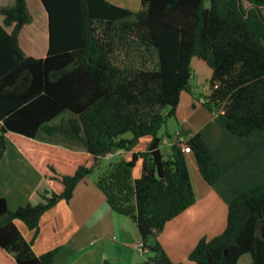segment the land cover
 I'll use <instances>...</instances> for the list:
<instances>
[{
  "label": "trees",
  "instance_id": "1",
  "mask_svg": "<svg viewBox=\"0 0 264 264\" xmlns=\"http://www.w3.org/2000/svg\"><path fill=\"white\" fill-rule=\"evenodd\" d=\"M244 1L247 7L242 0H141L133 12L105 0H40L48 18L40 59L19 46L32 22L26 0L0 8V161L9 140L50 186L37 204L14 211L0 198V264H53L57 249L36 255L15 222L37 232L41 217L69 202L103 158L143 138L147 149L110 162L96 187L112 212L136 225L151 254L141 264H176L157 239L195 203L182 144L208 186L221 176L199 134L181 131L183 143L161 150L159 131L181 94L191 93L193 57L211 70L203 107L238 137L264 131V0ZM138 158L141 175L133 179ZM247 254L264 264V182L231 201L224 232L201 239L188 261L238 264Z\"/></svg>",
  "mask_w": 264,
  "mask_h": 264
},
{
  "label": "crops",
  "instance_id": "2",
  "mask_svg": "<svg viewBox=\"0 0 264 264\" xmlns=\"http://www.w3.org/2000/svg\"><path fill=\"white\" fill-rule=\"evenodd\" d=\"M31 1L33 7L43 10L47 18L40 0ZM31 1L26 0L28 11ZM105 1L133 12L138 11L141 5V0ZM13 3L14 0H0V8ZM0 24L3 25L1 15ZM5 30L11 32V28ZM46 39L45 49L36 47L24 52L25 56L35 59L46 56L48 18ZM34 40L37 42L39 38ZM190 89L191 93L181 94L175 116L170 119L177 128L174 136L162 138L161 150L168 152L172 144L184 141L181 131L188 135L199 134L220 167L221 176L213 186H208L199 175L192 155L186 154L195 203L168 222L157 239L169 259L176 264H191L188 256L201 239L211 240L224 232L231 201L243 191L264 182V131L255 129L245 137L230 133L221 115L203 107L208 87L202 90V94L197 87L190 86ZM148 139L141 147L138 142L129 152H116L102 160L108 163L115 159H129L132 154L147 149ZM75 151L82 150L78 148ZM141 168V159L138 158L133 168V179L140 177ZM89 176L76 186L69 202H58L41 217L37 232L29 231L19 221L15 222L16 227L24 239L32 243L36 255L57 249L53 264H141L150 254L147 249L141 251L142 241L135 224L107 207L104 195L96 187L97 178L92 180ZM49 190V184L26 155L7 140L0 161V198L5 199L8 209L14 211L27 204L35 205L40 201V195ZM115 237L118 247L111 244Z\"/></svg>",
  "mask_w": 264,
  "mask_h": 264
},
{
  "label": "rangeland",
  "instance_id": "3",
  "mask_svg": "<svg viewBox=\"0 0 264 264\" xmlns=\"http://www.w3.org/2000/svg\"><path fill=\"white\" fill-rule=\"evenodd\" d=\"M30 1L31 0H29V2ZM242 2H243V6L247 7V3L244 0H242ZM205 6L208 7V3H205ZM29 11H30L31 17H33V23L27 25L23 31V34L21 33L19 36V46H20L21 50L23 51V53L24 52L28 53L29 50H32V49L34 50L36 47L38 48V47L42 46V47H44L43 49H45L47 47V39H46L47 18H46V14L43 10L39 11L37 8L33 7L32 1H31V6L29 7ZM263 15H264V11H263ZM30 33H32L31 36H29ZM27 35H28V37H27ZM35 37L39 38V40L37 42L34 40ZM41 53L42 52L40 50V54ZM39 55H37V56H39ZM190 66L192 69V78L190 80V86L191 87H197L199 93L202 94L203 93L202 90L206 89V87H208V82L211 78V71L206 66V64L204 62H202L197 57H193V59L191 60ZM176 128H177V124L174 121L167 120V123L161 128L158 135L161 138H167L168 139V136H174V132H175ZM123 137L129 138L130 134H126ZM40 138L43 140H48L44 135H41ZM147 140H149V139L143 138V139L139 140V143H140L139 146L141 147L142 143H145ZM166 149H168V148H166ZM112 161H115V160H111L110 162H112ZM110 162L107 163L106 160H102L100 165L98 166V168L95 169L94 172L92 174H90L89 177L92 180H95L102 172H104L105 168L108 166V164ZM124 219H127V218H124ZM127 220L129 221V223H133L130 219H127ZM136 228L137 227H135V229ZM136 231H137L136 233H139L137 229H136ZM138 237H140V235ZM116 242H118L117 237H115V240H113V241L111 240V244L113 246L118 247L119 245H117ZM150 256H151V254H150ZM145 257H147V255ZM140 259L142 260L143 258L140 257ZM238 264H252L251 256L248 254L242 256L239 259Z\"/></svg>",
  "mask_w": 264,
  "mask_h": 264
},
{
  "label": "built area",
  "instance_id": "4",
  "mask_svg": "<svg viewBox=\"0 0 264 264\" xmlns=\"http://www.w3.org/2000/svg\"><path fill=\"white\" fill-rule=\"evenodd\" d=\"M177 142H178V143H183V140H179V141H177ZM181 150H182V152H184L185 154H190V153H191L189 146L186 145V144H182V146H181ZM143 250H144V249L141 247V251H143Z\"/></svg>",
  "mask_w": 264,
  "mask_h": 264
}]
</instances>
